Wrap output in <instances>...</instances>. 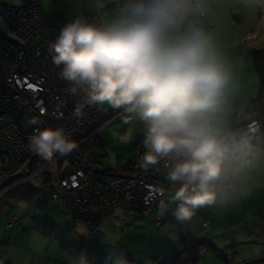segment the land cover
Returning a JSON list of instances; mask_svg holds the SVG:
<instances>
[{
  "label": "clouds",
  "instance_id": "obj_1",
  "mask_svg": "<svg viewBox=\"0 0 264 264\" xmlns=\"http://www.w3.org/2000/svg\"><path fill=\"white\" fill-rule=\"evenodd\" d=\"M197 11L200 0H122L110 22L98 26L76 15L48 46L74 117L111 109L145 122L138 163L148 169L164 162L181 223L215 204L220 181L250 165L252 154L247 135L225 118L232 74L191 19ZM76 147L63 127L36 128L28 137L29 151L49 164ZM108 260L128 264L123 255Z\"/></svg>",
  "mask_w": 264,
  "mask_h": 264
},
{
  "label": "built area",
  "instance_id": "obj_2",
  "mask_svg": "<svg viewBox=\"0 0 264 264\" xmlns=\"http://www.w3.org/2000/svg\"><path fill=\"white\" fill-rule=\"evenodd\" d=\"M119 5L115 2L108 8L110 20L116 17ZM0 19L15 39L0 34V154L7 165L0 173V196L40 177L50 201L60 203L70 217L83 220L89 229L116 209L148 214L156 228L172 221L168 211L161 214L165 206L161 197L167 188L175 187L167 179L164 162L148 169L140 166L145 151L141 143L136 145L135 159L119 158L121 173L99 171L94 140L102 128L124 112L86 108L82 119L74 117L73 98L65 92L66 84L48 52L49 41L66 22L51 23L39 0H23L22 5L2 2ZM198 19H204L202 5ZM86 20L102 26L94 13H87ZM232 106L236 108L234 102ZM44 127L65 128L77 147L66 156H57L54 164L42 160L29 151L28 137L36 128ZM239 132L251 142L264 134V120L251 118ZM156 172L163 179L155 176ZM209 224L210 220L204 219L203 226ZM3 226L11 233L21 229L14 214L7 216Z\"/></svg>",
  "mask_w": 264,
  "mask_h": 264
},
{
  "label": "crops",
  "instance_id": "obj_3",
  "mask_svg": "<svg viewBox=\"0 0 264 264\" xmlns=\"http://www.w3.org/2000/svg\"><path fill=\"white\" fill-rule=\"evenodd\" d=\"M13 1L16 2L11 5L23 4V0ZM90 1L85 0L90 8L89 10H83L81 13L85 19L87 13L95 11L91 7ZM114 1L122 3V0H102L99 12L94 13L100 19V22L103 18H109L108 7ZM201 1L207 8V0ZM39 3L49 21L57 17V12L52 9V0H43L42 4L39 0ZM208 13L209 10L206 9L205 15H208ZM259 20L264 23V15ZM67 21L69 22L70 19H67ZM67 21L65 22L67 23ZM234 94L232 92L229 93V104L233 109L235 108L232 106V102L238 106L234 101L237 98ZM251 97H253L251 99L255 98L252 95ZM239 99L241 100V97ZM248 102H246L247 104L244 103V110H241V112L231 111L227 107L225 118L228 124L231 123V120L234 121L235 126L231 127L232 129L237 130L240 124H243L253 115L254 111L251 108V102ZM120 120H122L123 126L118 133L117 140H122V142L118 141V149H112L113 154L118 155L116 153H119L116 156L117 161H115L116 157L110 160V151H107L105 147L107 144L103 136L106 134L105 129L94 140V156L101 172L109 174L121 173L122 166L119 163V158L124 160L135 159L136 145L139 143L143 145V138L146 132L145 122L134 114L131 119L122 117L117 121ZM126 125L128 126L126 127ZM131 127L132 130H130ZM259 140L256 139L250 142L253 144L252 154L257 153L255 148L264 150V147L254 142ZM97 148L99 150L96 153ZM99 155L103 163L98 162ZM125 155L128 159L122 158ZM262 156H264V153H262ZM246 166L245 164H240L228 173L224 183H219L218 185V196L215 204L198 209L192 219L185 222L189 225L188 229L185 227L181 229L174 215L176 205L169 201V197L175 191L173 187L166 189L165 195L161 197V200L167 206L170 218L175 222L167 221L158 228L153 225L148 214H136L124 209H116L112 214L96 222L92 229H89L83 220H72L73 218L63 211L69 218H72L71 220L65 219L66 217L64 218L63 216L64 223L69 221V224H65L64 227H61L60 223L57 225L47 224L52 226V230L49 231L40 225L36 219L29 218L27 214H22L21 217L14 214L19 221H22H20L21 229L11 234V232L5 231L4 226H2L4 229L2 231L5 233L3 232L4 235L0 237V264H5L3 259L6 257L11 258V264H85V261L86 264H111V261L108 260L110 255H123L128 264H157V262L173 264V258L176 255H180L183 250V236H188L189 234L197 238L204 237L212 245L211 248L206 242L207 247L203 244L199 246V254L205 253L204 264H231L225 260V257L220 252L226 245L223 242L225 235H227L226 227L231 225L229 224L231 220L235 222L237 219L236 216L231 217L230 209L232 208L237 212L243 211L244 201L251 200L252 197L256 202L257 199L264 201V198L257 196L260 194L261 187L257 188L256 195L253 191V189H256L255 187L249 192L243 190L242 185L239 184L238 174H241L242 169ZM42 183L43 179L40 178V183L37 185H32L31 183L32 189L23 187L21 189L22 196L32 198L35 195L43 194L50 201L49 193L43 188ZM254 200L247 203V205L259 210L260 204H254ZM229 204L230 206L233 205V207H228ZM255 205L256 207H254ZM205 217H209L211 220V227L207 229L202 226V221ZM241 232V230H238L237 235L239 236Z\"/></svg>",
  "mask_w": 264,
  "mask_h": 264
},
{
  "label": "rangeland",
  "instance_id": "obj_4",
  "mask_svg": "<svg viewBox=\"0 0 264 264\" xmlns=\"http://www.w3.org/2000/svg\"><path fill=\"white\" fill-rule=\"evenodd\" d=\"M2 2L12 4L16 1L0 0V3ZM40 2L42 4L43 0H40ZM200 3L204 11V19H198V11L191 19L211 37L215 51L231 72L232 82L229 93H235L234 95L237 98L234 101L238 106L233 109L229 101L227 107L231 111L241 112V110H244V103L251 102V98H253L251 95L256 97L259 91L260 81L252 65L251 53L258 49H264V23L259 20L264 15V0H207V8L202 4L201 0ZM90 4L95 10L90 12L98 13L102 0H91ZM52 5V9H55L58 15L50 20L51 23H56L59 20H71L76 15H81L83 10H89L90 8L85 0H52ZM206 9L209 10L208 15H205ZM110 21V17L103 18L101 21L102 26ZM0 34L10 40H15L1 19ZM240 97L241 100L239 99ZM131 116L133 114L124 113L118 119L122 117L131 119ZM118 119L109 123L98 133L99 136L100 132L105 129L106 134L103 136L107 143L105 147L107 151H110V160L119 155V153H116L118 155L113 154L112 149H118V141L122 142V140H117L118 133L123 126L122 120L117 121ZM130 130H132V127ZM256 139L264 140V134L254 140ZM250 144L253 146L252 143ZM98 150L97 148L96 153ZM255 151L257 153L248 157L251 164L242 169V173L238 174V180L243 190L250 192L255 187L256 189H253V191L256 195L257 188L261 187L260 194L257 196L264 198V156H262L264 150L255 148ZM123 157L128 159L126 155ZM115 159L117 161V157ZM4 160L5 157L0 155V173L1 169L7 166ZM98 162L103 163L100 155ZM119 163L121 164V162ZM154 175L159 176L160 174L156 172ZM38 183H40V177L32 180V185H37ZM32 185L24 184L0 196V237L5 233L2 231V226L9 214H16L19 217L22 214H27L29 218L36 219L48 231L52 230V226L47 224L57 225L60 223L61 227H64V218L72 219L64 214L65 212L63 213L64 210L60 203L50 202L47 200V196L45 197L43 194L35 195L32 198L23 197L21 189L23 187L32 189ZM253 200L254 198L252 197L251 200L244 201L243 211L237 212L232 208L230 209L231 217L236 216L237 219L235 222L231 220L229 223L231 225L226 227L227 235H225L223 240L226 245L220 251L225 252V258L231 264H264V201L257 199V203L254 200V204H260L259 210H256L257 208H251V206L247 205ZM20 201H24L26 207L19 206ZM228 207H233V205L230 206L229 204ZM72 220L82 221L74 218ZM238 230L242 231L239 236L237 235ZM226 246L228 247L226 248ZM204 259L205 253H201L195 264H204ZM3 260L5 264H11L10 257H6Z\"/></svg>",
  "mask_w": 264,
  "mask_h": 264
},
{
  "label": "trees",
  "instance_id": "obj_5",
  "mask_svg": "<svg viewBox=\"0 0 264 264\" xmlns=\"http://www.w3.org/2000/svg\"><path fill=\"white\" fill-rule=\"evenodd\" d=\"M115 2H119L120 3V1H115ZM114 3H112L111 5H113ZM251 60H252L253 68H254L256 74L258 75V78H259V81H260L259 91H258L256 97L251 100V108L254 111V113L251 116V118H258V119L264 120V49H258V50L253 51L252 54H251ZM251 118H249V119H251ZM245 123H246V121L243 124H240L239 128L237 129V131H239V129ZM229 126L230 127L235 126V123H234L233 120H231V123L229 124ZM254 142L257 143L259 146L264 147V140H262V141L259 140V141H254ZM121 166H122V164H121ZM1 170H3V169H1ZM157 177L159 178V176H157ZM160 179H163V177L161 176ZM161 202H162V200H161ZM206 218L210 220L209 217H205L204 219H206ZM204 219H203V221H204ZM203 221H202V226H203ZM172 222H175V221H172ZM178 223H179L178 226L181 229H183V227L188 229V227H189L188 224L183 223L184 224L183 225L181 222H178ZM209 227H211V220H210L209 226H203V228H205V229H207ZM206 242L208 243V241L205 240L204 237L197 238L196 236H193V235H190V234L188 236L184 235L183 236V250H182L180 255H176L173 258V264H188L187 260H189L191 262V264H195V261L197 259H199V257H200L199 246L201 244L206 246ZM208 244L212 248V245H210V243H208ZM220 252L225 257V255H226L225 252L224 251L223 252L220 251ZM225 260H226V258H225ZM157 263H160V262H157ZM160 264H163V263H160Z\"/></svg>",
  "mask_w": 264,
  "mask_h": 264
},
{
  "label": "water",
  "instance_id": "obj_6",
  "mask_svg": "<svg viewBox=\"0 0 264 264\" xmlns=\"http://www.w3.org/2000/svg\"><path fill=\"white\" fill-rule=\"evenodd\" d=\"M65 224L68 225L69 224V221H66Z\"/></svg>",
  "mask_w": 264,
  "mask_h": 264
}]
</instances>
